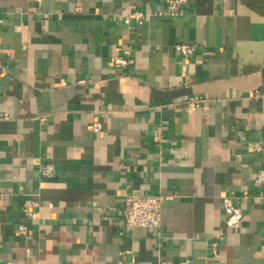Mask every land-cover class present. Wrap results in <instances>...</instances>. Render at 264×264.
<instances>
[{
    "label": "crops",
    "instance_id": "1",
    "mask_svg": "<svg viewBox=\"0 0 264 264\" xmlns=\"http://www.w3.org/2000/svg\"><path fill=\"white\" fill-rule=\"evenodd\" d=\"M161 7L0 0V264H264V0ZM130 193L168 196L159 228L124 227Z\"/></svg>",
    "mask_w": 264,
    "mask_h": 264
},
{
    "label": "built area",
    "instance_id": "2",
    "mask_svg": "<svg viewBox=\"0 0 264 264\" xmlns=\"http://www.w3.org/2000/svg\"><path fill=\"white\" fill-rule=\"evenodd\" d=\"M189 0H163V7L158 9L156 15H167L171 17L179 16L183 13V9L188 5ZM145 13L138 9L126 10L121 9L115 16L117 21L122 22L126 27H132L134 24L142 21ZM184 58L189 57L193 53V45L177 43L174 45ZM132 62L131 59L114 57L111 64L114 66H125ZM80 82H83L82 80ZM193 104H200L203 100L200 97H193L189 100ZM94 128H99L98 124ZM248 149L252 151L264 150V138L260 141H255L249 144ZM55 168L52 164L46 163L39 170L42 177L52 176ZM254 184H264V170L257 173L254 178ZM264 197V192H262ZM168 196L162 193H130L125 195L123 203L122 222L126 229L133 228H149L157 229L161 224V211L164 201ZM223 209L227 213L225 224L228 227L235 228L239 225L242 219L241 209L235 205L228 196L222 197ZM26 228L23 225L17 227V231L21 234Z\"/></svg>",
    "mask_w": 264,
    "mask_h": 264
}]
</instances>
